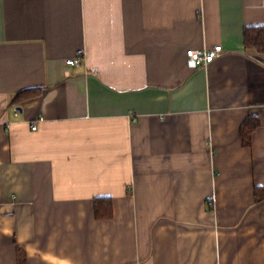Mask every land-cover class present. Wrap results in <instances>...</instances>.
<instances>
[{
  "label": "crops",
  "instance_id": "obj_1",
  "mask_svg": "<svg viewBox=\"0 0 264 264\" xmlns=\"http://www.w3.org/2000/svg\"><path fill=\"white\" fill-rule=\"evenodd\" d=\"M253 25L264 0H0V264H264Z\"/></svg>",
  "mask_w": 264,
  "mask_h": 264
},
{
  "label": "trees",
  "instance_id": "obj_2",
  "mask_svg": "<svg viewBox=\"0 0 264 264\" xmlns=\"http://www.w3.org/2000/svg\"><path fill=\"white\" fill-rule=\"evenodd\" d=\"M245 46L246 48L256 49L260 53H264V25L246 26L244 29ZM40 88H29L22 92L17 93L13 97V102L18 103L26 100L29 97L39 95ZM260 121L256 118L248 119L242 126V136L244 143L250 145L252 142V133L259 126ZM256 201H264V192L262 188L256 189ZM95 213L97 218H111L114 215L113 212V200L110 197L102 196L98 197L95 201Z\"/></svg>",
  "mask_w": 264,
  "mask_h": 264
},
{
  "label": "built area",
  "instance_id": "obj_3",
  "mask_svg": "<svg viewBox=\"0 0 264 264\" xmlns=\"http://www.w3.org/2000/svg\"><path fill=\"white\" fill-rule=\"evenodd\" d=\"M223 52V46L221 44L215 45L211 49H189L187 50L188 63L193 67L208 65ZM84 55L85 49L82 47L77 50L72 58L68 59V63L74 66H80L85 59ZM36 128L37 123H32V129Z\"/></svg>",
  "mask_w": 264,
  "mask_h": 264
}]
</instances>
